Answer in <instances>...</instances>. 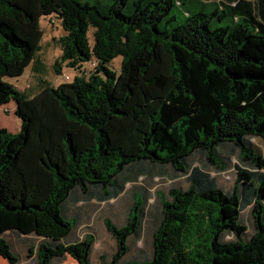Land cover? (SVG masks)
<instances>
[{"label":"trees","instance_id":"1","mask_svg":"<svg viewBox=\"0 0 264 264\" xmlns=\"http://www.w3.org/2000/svg\"><path fill=\"white\" fill-rule=\"evenodd\" d=\"M128 1L103 11L90 1L0 0V106L15 101L21 121L15 133L0 125V257L20 260L2 235L8 226L42 239L28 249L35 264H92L93 233L65 242L82 219L71 196L116 199L145 172L169 169L187 186L156 191L151 259L124 261L130 243L147 249L137 239L153 214L146 189H134L124 224L104 218L116 245L99 264H264V157L251 140L264 139V0L219 1L211 10L205 0L171 27L181 0H138L127 13ZM52 14L66 32L56 72L97 64L57 86L42 79L28 95L5 77L34 59L43 68L40 20ZM120 56L117 72L110 63ZM228 150L237 156L229 190L191 160L200 153L223 172Z\"/></svg>","mask_w":264,"mask_h":264},{"label":"rangeland","instance_id":"2","mask_svg":"<svg viewBox=\"0 0 264 264\" xmlns=\"http://www.w3.org/2000/svg\"><path fill=\"white\" fill-rule=\"evenodd\" d=\"M80 1H90L96 5H98L103 11H106L108 6L112 3V0H80ZM138 0H129L127 6L125 7V12L130 13L133 11L134 6ZM228 3V0H211V4L209 9L211 10V6H215L217 2ZM182 4L175 8V13L177 15V19H171L167 25L169 27L173 25H177L179 22L183 20V14L185 11H193L203 8L202 3L206 2L205 0H181ZM220 23V22H219ZM41 27L43 29V38L41 41V50L38 52L37 59L44 66L43 68H39L38 64L34 61L30 63L25 68L23 74L19 76H7L5 79L12 84H14L19 90L26 91V93L36 94L41 89V80L45 79L48 83L53 86H57L61 82L71 81L75 75L85 74L88 75L90 72L94 71L95 66L97 64L95 59H92L86 63H84L79 68H71L62 64L61 73L56 72L55 70V60L61 54V49L57 43V39L64 35L66 32L61 25V21L56 14L43 16L40 20ZM90 41L93 42V28L89 31ZM122 57L115 58L111 63L110 67L119 72L121 68ZM16 103L15 101H11L6 105L0 106V125L6 127L10 132L15 133L20 130L21 121L20 118L15 114ZM252 142L255 144L258 152L262 154L264 157V139L260 137H253ZM229 155H232L231 165L228 166L226 171H218L215 168V165H212L210 168L209 164H205L204 156L200 153L195 154L191 160L194 161L195 165H200L204 169L210 170L213 176H216L220 185L225 189H232L235 179H236V170L233 168V163H236L237 156L231 152L227 151ZM155 171L152 174H148V171L143 175H140L138 178L134 179L133 183H127V189L125 194H121L116 199H110L106 201H96L91 206L94 210H98V213L95 215L98 217V221L96 223V231L98 237V241L96 243V249L94 254H92V264H99V256L102 253H105L107 258L112 257V253L115 250V240L111 236L110 232L107 230L103 218H110L117 224H124L127 219V214L131 204L133 203L132 192L134 189L142 190L146 189L147 196L149 198V208L153 209V214L147 217L146 228L150 229L155 226V223L159 217V208L161 203L156 196V191L159 190L161 192L168 193L169 189L173 186H187V180L185 175L175 173L171 170L156 172L157 169H153ZM111 186L107 187L108 191ZM141 197V193H138ZM156 211V212H155ZM158 211V214H157ZM245 217L249 218L251 215L250 208H246L243 212ZM100 216V218H99ZM16 229L12 227H5L2 231V234H6V238L11 242L12 246L15 244V235ZM253 229L249 227L248 232L245 235V240L249 239L252 235ZM28 235H33L26 240V244L30 245L34 243V245H38L41 240L37 238L33 233H29ZM146 237L148 234H145ZM144 251H140L133 244H129V253L125 256L124 261H137L142 262L144 260L151 259L153 255V242L151 240V245ZM18 255V254H17ZM69 257V256H68ZM21 258V257H20ZM25 256L22 258L24 261ZM35 257L32 259L29 256V260L27 264H34ZM121 264H123V262ZM56 260L54 261V264ZM0 264H9L5 259L0 257ZM63 264H78L76 261L69 260L68 258L63 261Z\"/></svg>","mask_w":264,"mask_h":264},{"label":"crops","instance_id":"3","mask_svg":"<svg viewBox=\"0 0 264 264\" xmlns=\"http://www.w3.org/2000/svg\"><path fill=\"white\" fill-rule=\"evenodd\" d=\"M21 124V123H20ZM21 128V126H20ZM78 199V201L76 202V204L74 203L76 200ZM98 202L99 200H97V198H89L87 196L82 195L81 193H75L73 196H71L70 201L71 202V211L73 216L78 217L77 215L80 216V214L78 212L81 213V217L82 219L78 220V225L77 228L66 238L65 242H72L74 240H77L78 238L83 237V235H85L86 233H93L95 235V243H94V248L92 251V254H94L95 249H96V243L98 241V235H97V231H96V223L99 220L98 217H96L95 215L98 213V210H94L91 206L94 204V202ZM73 202V204H72ZM69 208V209H70ZM100 218V216H99ZM79 219V217H78ZM103 222H104V218H103ZM146 232L144 233V236H140L137 239V246L138 248H143L146 245H148V243H150L151 240V232H153L152 229H146ZM15 232V244L13 247L11 242L9 241V243L11 244L12 250L14 253L18 254L20 258V260L18 261V263L16 264H27L28 260H29V255H28V249L30 246H32V244L27 245L26 244V240L27 238L33 236V235H28V234H22V233H18L16 231ZM145 234H148V236L146 237ZM3 236H6V234H2ZM112 236V235H111ZM37 237V236H36ZM113 237V236H112ZM40 238V237H37ZM39 240H42L41 238ZM113 240H115L113 238ZM116 245V242H115ZM92 254H91V259H92ZM25 256L24 261L22 260V258ZM31 258H34V255L31 256ZM35 264V261H34Z\"/></svg>","mask_w":264,"mask_h":264}]
</instances>
